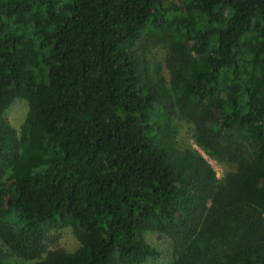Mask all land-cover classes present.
I'll use <instances>...</instances> for the list:
<instances>
[{"label":"trees","instance_id":"1","mask_svg":"<svg viewBox=\"0 0 264 264\" xmlns=\"http://www.w3.org/2000/svg\"><path fill=\"white\" fill-rule=\"evenodd\" d=\"M178 120L232 170L218 178ZM68 227L78 248L47 250ZM150 233L170 264H264V0H0L2 245L32 264H147Z\"/></svg>","mask_w":264,"mask_h":264},{"label":"rangeland","instance_id":"2","mask_svg":"<svg viewBox=\"0 0 264 264\" xmlns=\"http://www.w3.org/2000/svg\"><path fill=\"white\" fill-rule=\"evenodd\" d=\"M176 1V0H175ZM148 58L152 64L153 71H159L160 74L169 80V72L166 66L167 50L163 46L152 48L148 53ZM29 111V104L25 100L17 99L13 102L11 107L6 111L4 117L16 130L19 137L21 129L25 123L27 114ZM178 139L183 143L189 144L197 149L201 155L211 165L216 172L218 178H223L226 173L232 170V167L217 161L214 158L208 156L195 142L194 130L190 123L185 120L177 121ZM148 240L153 247L158 251L159 255L149 260L147 264H170L172 262V248L171 241L164 235L158 233L148 234ZM53 240L46 242L47 250L55 249L56 247H62L68 252L75 251L79 243L74 235L72 228H64L58 232H53L49 236ZM0 250L3 254H6L7 264H32L30 261H25L17 256L10 255L0 241Z\"/></svg>","mask_w":264,"mask_h":264}]
</instances>
